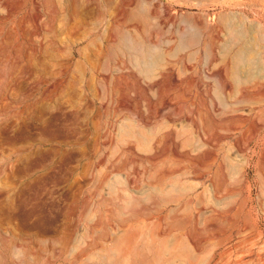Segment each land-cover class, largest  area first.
<instances>
[{
    "label": "rangeland",
    "instance_id": "rangeland-1",
    "mask_svg": "<svg viewBox=\"0 0 264 264\" xmlns=\"http://www.w3.org/2000/svg\"><path fill=\"white\" fill-rule=\"evenodd\" d=\"M0 16V264H264V0H0ZM224 17L248 40L238 78ZM83 29L90 90L65 70ZM139 34L148 68L124 40ZM157 220L184 255L145 246Z\"/></svg>",
    "mask_w": 264,
    "mask_h": 264
},
{
    "label": "bare ground",
    "instance_id": "bare-ground-1",
    "mask_svg": "<svg viewBox=\"0 0 264 264\" xmlns=\"http://www.w3.org/2000/svg\"><path fill=\"white\" fill-rule=\"evenodd\" d=\"M5 1V0H4ZM7 1V0H6ZM4 5V2H3ZM2 5V6H3ZM6 6V5H4ZM8 6V5H7ZM6 6V7H7ZM72 14V13H71ZM7 15V14H6ZM78 16V15H77ZM1 17V16H0ZM3 18V16H2ZM7 18V16L5 17ZM78 18V17H77ZM76 19V18H75ZM74 19V20H75ZM5 20V19H4ZM234 20V19H233ZM85 23L84 19H78L76 20V23ZM222 23L226 26L227 32L229 34V36L236 42V48L233 50V52L230 54L231 55V62H232V75L236 78H238L240 76L241 73V61L244 58L246 51L248 50V40L245 39V36L242 35V33L244 34L245 32H242L240 29H238L237 26H235V23L233 24L232 21L229 19H227V17H224L222 19ZM3 26V25H2ZM138 26V25H137ZM136 26V27H137ZM133 27V26H132ZM135 27V28H136ZM1 28V27H0ZM138 29H140V27H138ZM71 30V29H70ZM119 30V29H118ZM72 31V30H71ZM99 31V30H98ZM73 32V31H72ZM113 32V31H112ZM111 32V33H112ZM242 32V33H241ZM67 33V32H66ZM71 33V32H70ZM97 33V29H83L81 34L79 35L80 39L83 40L85 38H87V41L84 43V45L82 47L76 45L72 46L70 49V52L72 53V59H69V63L66 65L65 70L66 71H71V72H76L75 75H78L82 78H84L85 83L82 87L83 90H90V86H91V78L88 76H86V67L82 66L83 62L85 63V61L87 62V58H86V50L90 47V45L92 46V44L94 45V42L96 41V37L90 39L91 35L96 34ZM116 33V32H115ZM143 33V32H142ZM137 34V33H136ZM146 35V34H145ZM99 36V34L97 35ZM117 38V37H116ZM115 38V39H116ZM125 43L128 45H132L134 47H136V52H137V56H136V60L141 64V67L143 68H148L149 65L152 64V62L154 60H158L161 58L160 55L156 54L153 52V49H150V39L146 36H144L143 34H139V35H135V36H129L127 38L124 39ZM78 41V40H77ZM104 41V40H103ZM114 41L113 37L110 35L107 39V42H111ZM80 42V40H79ZM78 42V44H80ZM84 42V41H83ZM115 43V41L113 42ZM107 44V43H106ZM108 46V45H107ZM106 47V46H105ZM154 47V46H153ZM167 52V51H165ZM248 53V52H247ZM251 54V53H250ZM248 55V54H247ZM246 55V56H247ZM167 57V56H166ZM89 59V58H88ZM244 59H248V56L245 57ZM83 61V62H82ZM89 61V60H88ZM89 64V63H88ZM16 65V64H15ZM85 65V64H84ZM90 65V64H89ZM99 65V64H98ZM87 66V64H86ZM152 66V65H151ZM168 68V67H167ZM93 70V69H92ZM97 70V69H96ZM91 71V70H90ZM95 71V69H94ZM97 72V71H96ZM95 72V73H96ZM98 73V72H97ZM220 73V72H219ZM134 74V73H133ZM104 75V74H103ZM106 76V75H105ZM78 76H75V78ZM98 77V76H97ZM106 78V77H105ZM178 78V77H177ZM97 79H100L97 78ZM93 82V81H92ZM223 82V81H222ZM99 90V89H98ZM246 96V95H245ZM104 105V104H103ZM205 117V116H204ZM201 118V117H200ZM145 119V118H144ZM150 128V127H149ZM149 128H141V129H134L131 128L128 130V135H133L136 140L138 141V143H142L143 145H145L146 143L148 144L151 140H153V134H151V129ZM153 130V129H152ZM131 145V144H130ZM134 146V145H133ZM23 158V157H21ZM53 164V163H52ZM49 167V165H48ZM170 177V175H168V173H157L154 177V179L149 183V185L151 186V188L153 187L154 189H162L164 186V179ZM176 181V180H175ZM171 183V182H170ZM166 189V188H165ZM174 189V188H173ZM168 190V189H167ZM124 212V211H123ZM235 216V215H234ZM158 217V216H157ZM45 218V217H44ZM236 218V217H235ZM233 221V220H232ZM231 221V222H232ZM137 222V221H136ZM211 222V221H210ZM121 223V222H120ZM98 226V225H97ZM119 229H123L120 228L118 226ZM221 228V227H220ZM178 232H174L173 229L171 228H163L161 226V223L159 220L156 221L155 225L152 226L151 228H149L148 232H147V237L145 239V246L149 247L151 246V244L155 241L158 242V247L161 250H165V249H169L171 248L173 251H175V253H177L178 255H184V234L181 232V227L178 225L177 227ZM91 230V229H90ZM218 230V229H217ZM221 230V229H220ZM55 231V230H54ZM193 233V232H192ZM136 235V234H135ZM170 235H172V237H170ZM195 235V234H194ZM257 235V234H256ZM186 237V236H185ZM193 237V236H192ZM108 239V237H107ZM172 239V240H171ZM229 239V238H228ZM118 240V239H117ZM111 241V240H110ZM107 242V241H106ZM112 242V241H111ZM119 243V242H118ZM101 244V243H100ZM103 244V243H102ZM191 244V243H189ZM193 244V242H192ZM191 244V245H192ZM113 245V244H112ZM203 246V245H202ZM195 247V246H194ZM124 250V249H123ZM107 251V249H106ZM241 252V251H240ZM122 254V253H121ZM108 258V257H107ZM123 258V257H122ZM125 258V257H124ZM123 258V259H124ZM156 258V257H155ZM102 259V258H101ZM159 259V258H158ZM106 260V259H105ZM120 260V259H119ZM125 260V259H124ZM141 260V259H139ZM108 261V259H107ZM111 261V260H109ZM128 261V260H127ZM125 262V261H123ZM113 263V262H110ZM115 263V262H114ZM140 264V263H139Z\"/></svg>",
    "mask_w": 264,
    "mask_h": 264
}]
</instances>
